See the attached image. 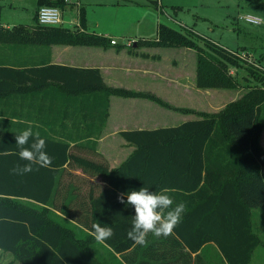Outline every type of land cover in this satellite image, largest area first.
<instances>
[{"label":"trees","instance_id":"obj_1","mask_svg":"<svg viewBox=\"0 0 264 264\" xmlns=\"http://www.w3.org/2000/svg\"><path fill=\"white\" fill-rule=\"evenodd\" d=\"M67 4V0H37L38 9L57 6L63 14ZM190 32L161 23L158 38L140 39L137 45L195 49L198 52L196 84L203 89L235 86L238 78L230 74L231 68L245 69L256 83L249 86L250 90L240 100L220 112L201 113L176 126L123 130L121 135L135 150L112 170L74 154L75 150L94 149L97 141L91 137L97 135V126H85L84 133L72 140L71 132L56 129L49 121L54 113L53 103L85 100L82 96L98 98L104 100L108 114L111 95L140 97L143 94L109 88L97 68L49 62L27 68L0 65V102L40 98L49 103L40 108L43 116L38 124L4 118L0 109L1 249L11 252L22 264H101L88 246V242L96 241L90 233L82 238L75 229L63 226L48 213L49 207H56L57 197L65 196L69 200L65 211L75 216L70 204L75 198L81 199V187L74 184L73 174L70 182L64 184L65 165L75 163L90 175L101 174L109 182L110 203L104 206V198L99 200L95 193L97 183L91 182L89 214L76 219L90 232L97 223L113 227L115 234L105 243L114 251L142 249L148 257L141 259L140 264H150L152 256L162 259V264H202L203 254L199 252L208 243H215L228 264H250L252 253L260 243L253 228V214L256 209H264V148L259 142L264 130V69L245 66L246 58L241 50H230L210 39H204L201 45ZM0 43L108 46L111 39L88 31L86 10L81 6L77 29L63 24H40L37 13L32 26L3 29L0 25ZM56 82L64 85V92L56 89ZM162 104L171 107L169 103ZM14 115L17 114L11 117ZM29 126L46 140L45 151L53 161L50 168L33 165L32 172L21 175L11 171L27 163L18 155L15 137ZM76 132H80L79 128ZM146 185L150 191L167 188L174 200L173 207L184 202L186 211L171 235L147 238L146 245H136L127 236L135 209L127 205L126 194ZM121 193H125V203L118 199ZM160 250L161 254L151 253ZM125 258L134 264L129 255Z\"/></svg>","mask_w":264,"mask_h":264},{"label":"rangeland","instance_id":"obj_2","mask_svg":"<svg viewBox=\"0 0 264 264\" xmlns=\"http://www.w3.org/2000/svg\"><path fill=\"white\" fill-rule=\"evenodd\" d=\"M158 1L67 0L63 25L77 29L76 22L79 21L81 6L85 7L86 18L92 30L98 33L108 32L123 42L143 37L154 39L158 35L161 23L183 30L184 28L179 24L182 23L194 30L189 31L199 44L203 45L204 39H210L230 50H241L242 56L246 58L245 66L255 70L264 69V0H160L161 7ZM0 2L1 25L20 26L34 23L39 10L37 0H0ZM249 14L262 18V22L256 24L247 21L246 16ZM120 35H125V38L121 39ZM134 43L137 42L129 43L132 50L136 47L143 50V46L148 45L141 44L134 47ZM54 45L68 46L70 44ZM173 48H180V50ZM162 50L163 56L159 52L154 54L155 57L159 56L162 59L158 66L162 71V76L153 75L151 79L154 91L130 90L143 94L140 98L151 101L153 110L163 107L162 114H158L161 126H176L188 119L185 112L175 110L173 107L194 111L187 113L192 114V118L201 113H217L227 105L240 100L250 90L249 86L256 83L245 69L231 68L230 74L238 78L235 86L200 88L196 84L198 52L187 47H164ZM145 54L142 53L141 56ZM159 60L156 58L155 62ZM164 102L169 103L171 107L164 106L162 104ZM112 142L115 144L118 139L114 138ZM259 142L264 148V130L259 136ZM253 215L254 227L261 237V242L251 264H264V209H256ZM207 255L212 260V264H225L220 250ZM15 261L12 254L8 255L7 252L0 250V264L6 262L12 264Z\"/></svg>","mask_w":264,"mask_h":264},{"label":"crops","instance_id":"obj_3","mask_svg":"<svg viewBox=\"0 0 264 264\" xmlns=\"http://www.w3.org/2000/svg\"><path fill=\"white\" fill-rule=\"evenodd\" d=\"M32 25L27 24V26ZM1 26L3 29L13 27L6 24H2ZM88 31L105 35L110 39H116L117 44H112L111 42L108 46L51 45L46 47L42 45H13L0 43V65L2 64L14 68H27L40 66L42 62H49L50 64L80 68H97L100 70L103 80L109 88L142 92L154 91L153 80H151L153 79L152 76H162V71L158 67L162 59L159 58V56L155 57L154 54L159 52L160 55L163 56L164 52L162 48L164 47L147 45L143 46L144 48L141 50L137 49V45L135 46L134 43L133 46L136 47V49L132 50V48L129 47V43L133 41L137 42L140 39H129L127 42H123L120 41L117 36L115 37V35H111L108 32L98 33L94 29L92 30L89 24ZM119 37L124 39L125 35H120ZM156 38H158V35ZM149 39L152 40L153 38L143 37L141 40ZM173 49L180 50V48ZM142 53L146 54L141 56ZM156 58L160 60L155 62ZM57 84L56 89L64 92V85ZM82 97H84L85 100H58L53 103L54 113L49 117V121L56 126V129L61 128L63 132H71V135L74 136L72 140L78 139V134L84 133L85 126H97V135L91 137L97 141L94 149L75 150L74 154L90 158L98 164L108 167L109 170L122 165L134 153L135 146L126 141L121 135L123 130L153 129L161 127L162 123L160 124L161 119L158 117V114H162L163 107L153 110L152 102L147 99L113 94L108 98L107 114L104 100L100 101L98 98H96L97 100L92 98L88 99L87 96ZM47 105H49V103L44 102V99L40 98L28 101L18 98L17 101L0 102V109L3 110L2 116L4 118H10L15 122L38 124L41 123L39 122L40 117L43 116L40 108ZM167 111H169V108H167ZM15 113L17 115L11 117ZM187 115L188 119H192V114L186 113V116ZM2 116L0 115L1 118ZM193 117L196 118L197 116ZM76 128H79L80 132L77 133ZM114 138L118 139V142L115 143L116 145L112 142ZM72 144L74 145L75 143ZM65 168L66 175L64 184L67 185L70 182L72 178L71 175L73 174V179H75L74 184L81 187V199L75 198L70 204L75 216L69 215L65 211L68 206L67 203H69V200L67 201L65 196H61L60 198L57 197L56 207H49L50 212L48 213L52 219L60 222L65 227L75 229L78 235L85 238L88 237L90 230L84 225L79 224L76 216H80L83 219L89 214V207L91 209L89 193L92 189L90 183H97V185H95V193L99 200L104 198L102 201L104 206L110 203L111 191L108 190L110 185L107 179H104L101 174L92 176L75 163L71 165L66 164ZM253 228L256 232L254 220ZM257 235L261 242L260 235L258 233ZM151 237L155 236L149 233L147 238L150 239ZM259 244L252 253L250 264L255 259L254 254L255 252L257 253ZM88 246L92 247L93 253L101 264H130L125 258L126 255H129L130 260L134 262V264H140L141 259L148 257L142 249L139 250L137 248H132L124 253H118L106 243L101 244L97 241H93L91 244L88 242ZM0 250L2 252H7L8 255L12 254L4 249L0 248ZM217 250H219V248L215 243H208L205 245L199 252L203 254L201 263L212 264L213 262L207 254L210 252H217ZM151 253L161 254L162 250ZM13 258L15 259L14 255ZM153 258L152 256L150 264L163 263L162 259ZM18 262L19 261L16 260L12 264H19ZM223 263L228 264L224 258ZM5 264L9 263L6 262ZM20 264L22 263L20 262Z\"/></svg>","mask_w":264,"mask_h":264},{"label":"clouds","instance_id":"obj_4","mask_svg":"<svg viewBox=\"0 0 264 264\" xmlns=\"http://www.w3.org/2000/svg\"><path fill=\"white\" fill-rule=\"evenodd\" d=\"M16 146L19 149L21 160L27 161L23 166L17 165L11 171L18 174L32 172L33 165L50 168L53 157L46 151V140L41 138L40 133L33 132L29 126L21 133L16 134ZM31 140V143H29ZM127 205L135 209L132 216V227L127 232V236L136 245H146L147 237L151 233L156 237H167L172 234L175 227L179 225L186 211V204L180 202L173 207L174 200L165 188L159 191H150L149 186L141 187L139 190H131L127 194ZM125 193H121L118 199L125 203ZM90 235L101 244L114 236L113 227L97 223L92 226Z\"/></svg>","mask_w":264,"mask_h":264},{"label":"built area","instance_id":"obj_5","mask_svg":"<svg viewBox=\"0 0 264 264\" xmlns=\"http://www.w3.org/2000/svg\"><path fill=\"white\" fill-rule=\"evenodd\" d=\"M158 5L159 7L162 6L161 1H158ZM175 22H178L177 20H175L174 18H172ZM246 20L252 23H261L262 22V18L254 16V15H247L246 16ZM38 21L40 24L43 25H61L63 23H65V19H64V14H63V10L57 6H42L39 8L38 10ZM73 24V23H72ZM182 25V27L192 30L191 28H189L188 26L179 23ZM79 25V21L76 22V26ZM112 44H117V40L116 39H111Z\"/></svg>","mask_w":264,"mask_h":264},{"label":"water","instance_id":"obj_6","mask_svg":"<svg viewBox=\"0 0 264 264\" xmlns=\"http://www.w3.org/2000/svg\"><path fill=\"white\" fill-rule=\"evenodd\" d=\"M135 45H137V43H135Z\"/></svg>","mask_w":264,"mask_h":264}]
</instances>
